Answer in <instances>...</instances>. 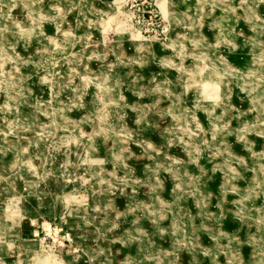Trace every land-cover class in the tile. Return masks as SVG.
Segmentation results:
<instances>
[{
	"label": "rangeland",
	"instance_id": "obj_1",
	"mask_svg": "<svg viewBox=\"0 0 264 264\" xmlns=\"http://www.w3.org/2000/svg\"><path fill=\"white\" fill-rule=\"evenodd\" d=\"M262 65L264 0H0V264H264Z\"/></svg>",
	"mask_w": 264,
	"mask_h": 264
},
{
	"label": "bare ground",
	"instance_id": "obj_2",
	"mask_svg": "<svg viewBox=\"0 0 264 264\" xmlns=\"http://www.w3.org/2000/svg\"><path fill=\"white\" fill-rule=\"evenodd\" d=\"M166 3L165 2H162V6H163V8L165 9V11L166 12H168V10H167V8H166V5H165ZM35 8L38 10V11H41V9L43 8V6L40 4V3H38V2H36V5H35ZM173 12V11H172ZM169 13V12H168ZM170 14V13H169ZM11 16V15H10ZM9 16V17H10ZM8 17V16H7ZM12 21H13V19H12ZM31 23V22H30ZM29 23V24H30ZM38 23V22H37ZM31 26V25H30ZM37 25H32V28L34 29L35 28V30H36V27ZM57 29V28H56ZM40 31V30H39ZM234 31V30H233ZM261 31H258V33H257V35H260L259 33H260ZM44 33V32H43ZM51 34V33H50ZM50 34H47V36L48 37H46L47 39H50L49 37H50ZM31 36V35H30ZM199 37V36H198ZM10 42V41H9ZM182 45H183V43H182ZM40 54H42V52H40ZM43 55H45V54H43ZM241 55V54H240ZM41 57V56H40ZM45 58V57H44ZM219 61V60H218ZM220 63H222V64H226V62L225 61H222V62H220ZM261 68H262V70H264V65H262L261 66ZM235 69V68H234ZM233 70V69H232ZM22 75V74H21ZM168 80V86L165 84V81H167ZM172 81V78L169 80V79H167V78H163V80H161V81H159V82H161V84H163V85H165L166 87H167V91H166V94H167V96H169L172 100H174V102L176 103V104H179V102L181 101V98H182V93H183V91L182 92H180V93H176V90L174 89V87L173 86H171L170 85V82ZM26 87V86H25ZM213 87V86H212ZM253 88H254V90L255 91H257V89L259 88L258 86H255V85H253L252 86ZM217 90L219 89L220 91H221V89H225L226 90V88H224V86H222L221 87V85H218L217 86V88H216ZM259 89H262V88H259ZM147 90V89H146ZM32 94V93H31ZM228 94V93H227ZM38 100V99H37ZM42 100V99H41ZM229 101H230V99H229ZM225 108H226V110H228V111H231L232 109H233V106L231 105V103L230 102H225ZM225 110V109H224ZM188 111H190V110H188ZM227 112V111H226ZM225 113V112H224ZM188 116H190V117H192V114L191 115H188ZM187 116V117H188ZM222 116V115H221ZM194 118H195V116H193ZM124 119V118H123ZM3 120V119H2ZM126 121V120H125ZM5 124H7V123H5ZM116 124H119V122H115V125ZM9 125V124H8ZM155 125V124H154ZM154 125H152L153 127H154ZM222 126H224L222 129H219V130H217L215 133H210V138H211V140H213V141H216V142H223V139L225 138V137H227L228 136V132H229V126L230 125H226L225 124V122H224V124L222 125ZM9 127V126H8ZM155 128V127H154ZM191 129L193 130V133H194V135H195V137L197 138V139H199V142H200V144L201 143H204V146H206L207 144H208V142H207V140L205 141V137H206V135L208 134L207 133V131H206V128L203 126V124L201 123V122H195L194 121V125L193 126H191ZM258 128H256V130L254 129L251 133H253V136H254V134H255V132L257 133L258 131ZM206 131V132H205ZM259 131H264V130H259ZM164 137V136H163ZM162 137V138H163ZM165 138H163V140H164ZM246 140H248V138L246 139ZM248 143H249V145H248V147L249 148H247L248 150H247V152H246V155H244V157H243V163L244 162H246V163H248L250 160V156L252 155V153L254 152V144H253V139H250V140H248ZM156 144V142H154V141H152V140H150V141H148V144H147V149L149 150V151H152V152H154L155 154H162V155H165L167 158H171L172 157V154L169 152V151H166V152H161V153H157L156 152V148H155V145ZM209 146V145H208ZM208 146L207 147H205V149L206 150H208ZM24 148V147H23ZM225 154H227V155H230L231 154V150L230 149H226L225 148ZM25 152V151H24ZM156 155V156H157ZM158 157V156H157ZM173 157H174V155H173ZM197 159L195 160L196 162H198V160L200 159V158H202L203 157V153L202 152H198V154H197ZM174 159V158H173ZM157 161V160H156ZM33 166V165H32ZM29 169V168H28ZM262 176V173L259 171V173H258V177L260 178ZM187 177H189V175H188V173L186 172V174H185V178H187ZM197 184L200 186V188L205 192V194L207 195V196H209V194L211 193V188L208 186V185H206V183H204V182H202V181H200L199 180V182H197ZM211 196V195H210ZM214 215H215V219H217L220 223H221V221L220 220H223L224 219V217L226 216V213H225V209L224 208H222V209H219V210H217L215 213H214ZM259 232H262V233H264V229H262V230H260ZM262 236H264V234H262Z\"/></svg>",
	"mask_w": 264,
	"mask_h": 264
}]
</instances>
